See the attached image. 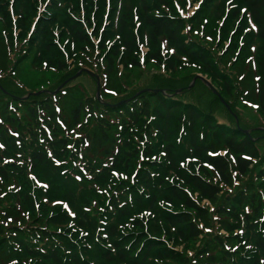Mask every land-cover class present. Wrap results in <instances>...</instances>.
<instances>
[{"label":"trees","instance_id":"obj_1","mask_svg":"<svg viewBox=\"0 0 264 264\" xmlns=\"http://www.w3.org/2000/svg\"><path fill=\"white\" fill-rule=\"evenodd\" d=\"M82 66L103 101L75 87L67 108L52 91ZM144 67L171 83L134 97ZM192 67L231 111L187 89ZM239 99L263 125L264 0H0V264H264V130Z\"/></svg>","mask_w":264,"mask_h":264},{"label":"rangeland","instance_id":"obj_2","mask_svg":"<svg viewBox=\"0 0 264 264\" xmlns=\"http://www.w3.org/2000/svg\"><path fill=\"white\" fill-rule=\"evenodd\" d=\"M204 2H205V0H202V3H204ZM200 6H201V1L199 2V4H195L194 6H192V8H189V11H187V12L183 11L182 12L183 13L182 16L184 15L183 17H185V18H188L189 16L191 17L193 15V12L195 11V9L197 10ZM41 18H42L41 20H45L44 17H41ZM136 25H139V23H136ZM213 33L214 32H212L211 35H209V39L216 46V49L214 50V53L216 54V57H218V61H219V64H220V66L222 68V71L224 73L227 72V71H231V69H234L233 66H232V63L236 62L237 60L235 61L234 58H229L228 62L226 64L224 63V61L227 59V58H222V56H223V54H225V52L223 51V48L219 47V45H217V43L213 40V37H212ZM20 34H21L20 30L16 31L17 40H18V37L20 36ZM24 44H25V42L22 43V44L20 43V46L17 48L19 53L24 51V46H25ZM208 45L209 44H207V46ZM140 48H141V52L139 53V55H140L139 58H141V61L143 62V60L145 59V52L148 51V48L145 45H141ZM27 52L29 53V50ZM28 53H26L25 55L21 56L20 59H18L17 62H21L22 59L25 58L28 55ZM68 61L70 62L71 67H73V59H69ZM82 67L83 68L81 70H79L76 74L71 75L70 78L67 79L66 81H64L55 91H52L53 94H57L58 92H62L63 94H65L64 95L65 98H64L63 103L65 104V106L67 108L70 106L71 102L72 103L74 101L76 102V99L74 97L72 98V95L74 94V92H76L75 87L78 88V89L85 88L88 93H92L94 91V92H96V96H97L98 100L103 101L102 96H101V85L104 83V79L101 78V77H100V79H98L99 87L97 85V88H96V85H95L96 83H94L93 81H90L87 76H83V73L91 75L92 77L93 76L97 77V76H95L94 72L90 71V69H88V67H86V66H82ZM123 70H124V67L120 66V71L122 72ZM185 73H186V76H188V75L191 76L190 84L187 87V89L188 90H192L194 88V90L192 92H194V94H197L195 96V98H199L202 102H206V103L208 102L209 103V100L213 98V94H211L210 91H212V92L214 91L213 92L214 94H216V92H217V87L215 86L214 83H212L210 77L207 74H203V73L199 72V70L193 69V67L191 69L186 70ZM227 73L230 74L229 72H227ZM165 74H166V70H165L164 67H160L158 69H155V68L148 69L147 67H144V69H142L141 71H133V72H131L128 75V79L129 80H127L126 86L128 87V90L131 93H133L134 97H137V96L141 95L142 93L148 91L149 90L148 88H150V86H161V83L164 82V80L167 79V78H165ZM186 76H184V78ZM22 78L26 82V85H27V86H25L26 90L30 91L29 88L31 90L36 89V88H34L33 84L30 81V73H27L25 75L23 74ZM31 79L35 80V81L37 80L35 75H32ZM77 79H79V82L83 83L84 85L79 86V85L75 84L73 87H70V96H68L69 92L68 91L67 92L63 91L64 87L67 84H69V83H71V82H73L74 80H77ZM50 80H53V79L50 78ZM168 80L169 79H167L166 81H168ZM168 83H171V81H168ZM42 86L43 85H40L39 87H42ZM203 86H204V88H203ZM247 86H248L249 91H250L252 89V87L250 85H247ZM43 91H45V90H40L38 92L42 93ZM108 91H106V92L108 93ZM48 92H50V91L48 90ZM181 92H182L181 88L176 90V94H180ZM31 94H34V93H31ZM30 95H27V96H24V97L27 98ZM217 95H219V94H217ZM189 96L193 97V94H191ZM116 97H118V96H116ZM219 97H220V100L222 101V103L224 104V106L229 111H231L230 105H228L222 99V97L220 95H219ZM121 98H123L122 102L124 103L125 99L129 98V97H126V98L125 97H121ZM112 101L115 102V101H118V99H112V100H109L108 102H112ZM58 102H59V100L57 99L56 102H55L56 108H58V105H59ZM116 105H119V104H115L113 106H116ZM238 105H239V107L242 110L241 113H242L243 119H244L246 124H248V125H259L260 124L261 116H260V114H258V106L257 105H254L252 102H248V101L242 100V99L238 100ZM213 110H214V108H213ZM213 116L216 119L223 120V121H225L224 118L227 117L225 115L224 110L221 109L220 106H218L217 112L215 111ZM262 121H263V125H259L258 129L264 130V117H262ZM116 122L119 124L118 120ZM252 127L255 128L256 126H252ZM118 129H119V125H118ZM251 129L252 128H248L246 132H251L253 130V129L252 130ZM259 145L262 146V148H260V151L262 152L263 158H264V137L260 140ZM79 169L82 170L83 172L85 170L83 168L82 169L79 168ZM114 175L116 177H119V174L117 172L114 173ZM120 177H123V175H121ZM0 182H1V180H0ZM78 182H81V181H78ZM10 184H11V186H10L11 191L10 192H12L11 195H10V201L14 202L15 201L14 197L16 195V191H14V190L18 186V183L15 182L14 180H12V182ZM43 187H45V186H43ZM202 205H205V206H208V207L212 208L210 202L205 201V200L202 202ZM65 208L69 210L68 206H65ZM215 224L216 223H214V225ZM201 227L204 228V230L207 233L214 234L213 229L211 230V229L205 227L203 224H201ZM220 234L224 235V236H227V232L225 230H221ZM194 245H195L194 247H196L198 245V243L194 244ZM175 249L176 250H182L183 249V244L177 245L175 247ZM187 253L189 255H193L194 251L190 248V249L187 250Z\"/></svg>","mask_w":264,"mask_h":264}]
</instances>
